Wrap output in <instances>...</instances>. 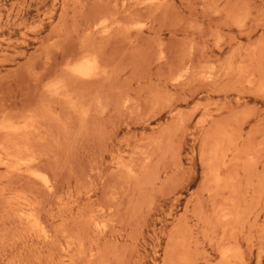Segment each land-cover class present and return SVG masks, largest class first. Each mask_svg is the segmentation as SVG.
I'll use <instances>...</instances> for the list:
<instances>
[{"label":"rangeland","instance_id":"1","mask_svg":"<svg viewBox=\"0 0 264 264\" xmlns=\"http://www.w3.org/2000/svg\"><path fill=\"white\" fill-rule=\"evenodd\" d=\"M0 145V264H264V0H0Z\"/></svg>","mask_w":264,"mask_h":264},{"label":"bare ground","instance_id":"2","mask_svg":"<svg viewBox=\"0 0 264 264\" xmlns=\"http://www.w3.org/2000/svg\"><path fill=\"white\" fill-rule=\"evenodd\" d=\"M74 1H75V0H74ZM106 22H107V21H106ZM98 24H99V23H98ZM101 24H102V23H101ZM95 27H96V26H95ZM105 29H106V28H105ZM106 30H107V29H106ZM89 37H90V36H89ZM88 57H89V58H88ZM88 57H87V58L85 57L84 61H83V59H82V61H81L80 64L76 63L77 66H75L74 68L72 67L73 69H70L71 71L68 69V68H69V67H68V68H67L68 71H70V72H72L74 75L78 76V77H77L78 79H80V77H82V78H83V77H84V78H85V77H86V78L88 77V79H89V76H90V77H94V76L96 77V76H97L96 69L98 68V65H97V63H96V61H95L94 58H90V56H88ZM92 57H94V56H92ZM96 65H97V68H96ZM65 71H66V70H65ZM70 72H69V74H70ZM100 72H101V71H100ZM93 74H94V76H92ZM95 74H96V75H95ZM70 75H71V74H70ZM103 75H104V74H103ZM71 77H72V76H71ZM73 77H75V76H73ZM180 78H181V77H180ZM71 79H72V78H71ZM75 79H76V78H75ZM75 79H74V80H75ZM90 79H93V78H90ZM58 81H59V79H58ZM77 81H78V80H77ZM81 81H82V80H81ZM62 82H63V81H62ZM74 83H75V82H74ZM74 83H73V84H74ZM55 84H56V83H55ZM55 84H53V85H55ZM60 84H61V83H60ZM62 85H63V84H62ZM58 87H59V83H58L57 87L55 86V88H58ZM65 87H66V86H65ZM65 87L62 86V88L66 89ZM52 88H54V87H52ZM52 88H51V89H52ZM55 88H54V89H55ZM60 88H61V86H60ZM60 88L55 89V92H56L57 90H58V92H59V89H60ZM51 89H50V87H49V90L54 92V90H53V89L51 90ZM64 89H62V90H63V91H66V90H64ZM85 91H86V90H85ZM88 91H89V90H88ZM55 92H54L53 94H55ZM50 93H52V92H50ZM86 93H87V91H86ZM56 94H58V93H56ZM56 94H55V95H56ZM66 94H67V95L65 96V97H66V98H65V101H66L67 99L70 98V97H69V98L67 97V96H68V93H66ZM83 95H84V94H83ZM70 96H71V95H70ZM56 97H57V96H56ZM61 98H62V97H61ZM63 98H64V97H63ZM74 98H75V97H74ZM50 100H51V99H50ZM63 100H64V99H63ZM69 100H70V99H69ZM69 100H68V102H69ZM98 100H99V99H98ZM58 101H59V100H58ZM43 102H44V101H43ZM62 102H63V101H62ZM66 102H67V101H66ZM73 102H74V101H72V103H73ZM93 102H95V101H93ZM70 103H71V102H70ZM72 103H71V104H72ZM76 103H77V102H76ZM63 104H64V103H63ZM73 104H74V103H73ZM73 104H72V106L70 105L72 110H73V108H74V107H73ZM94 104H95V103H94ZM98 104H99V102H98ZM101 104H102V103H101ZM42 106H43V105H42ZM67 106H68V105H67ZM70 106H69V107H70ZM80 106H81V105H80ZM106 106H107V104H106ZM98 107H100V106H98ZM75 108H76V107H75ZM100 108H101V107H100ZM100 108H99V109H100ZM102 108H103V107H102ZM77 109H78V108H76L75 110H77ZM82 109H83V108H82ZM75 110H74L73 112H75ZM78 110H79V109H78ZM43 111H44V110H43ZM70 111H71V110H70ZM81 111H82V110H81ZM81 111H80V112H81ZM85 111H86V110H85ZM45 112H46V111H45ZM57 113H58V112H57ZM81 113H82V112H81ZM39 114H40V113H39ZM76 114H77V113H76ZM82 114H83V113H82ZM82 114H81V115H82ZM67 115H68V114H67ZM72 115H73V114H72ZM81 115H80V116H81ZM83 116H85V115L83 114ZM33 117L35 118V116H32V118H33ZM52 117H53V116H52ZM56 117H57V116H56ZM82 118H83V117H82ZM29 119H30V118H29ZM54 119H55V118H54ZM57 119H58V117H57ZM85 119H86V117H85ZM7 120H8V119H7ZM25 120H26V119H24V121H25ZM32 120L35 121V119H32ZM5 121H6V120H5ZM24 121H23V122H24ZM28 121H29V120H28ZM34 121H31V122H34ZM10 122H11V121H10ZM19 122H20V121H19ZM56 122H57V121H56ZM4 123H6V122H4ZM4 123H3V124H4ZM17 123H18V122H17ZM15 124H16V123H15ZM21 124H23V123H21ZM21 124H20V125H21ZM24 124H26V125L29 124L30 126H32L31 123H28V122H27V123L25 122ZM32 124H33V123H32ZM84 124H85V123H84ZM16 125H17V124H16ZM20 125H19V126H20ZM2 126H3V125H2ZM19 126H17V127H19ZM26 127H27V126H26ZM28 127H29V126H28ZM1 128H2V127H1ZM3 128H4V127H3ZM5 128H6V127H5ZM9 128H10V127H9ZM12 128H13V127H12ZM21 128H22V127H21ZM21 128H20V129H21ZM10 129H11V128H10ZM25 129H26V128H25ZM31 129H33V127H32ZM1 130H2V129H1ZM15 130H17V128H16ZM21 130H22V129H21ZM21 130H20V132L18 131V133H22L23 135L20 134L21 137H22V136H24V134H25V133H23L25 130H24L23 132H21ZM25 132H26V134H29V133H30V130H27V131H25ZM28 132H29V133H28ZM2 133H3V132H2ZM4 134H6V133H4ZM26 134H25V136H26ZM18 135H19V134H18ZM10 136H11V135H10ZM25 136L23 137V139L20 137V138H21L20 140L25 141V140H26V137L29 136V135H27L26 137H25ZM12 137H13V136H12ZM16 137H17V134H16ZM16 137H15V136L13 137V138H15L14 140H19V138L17 137V139H16ZM24 138H25V139H24ZM9 139H10V138H9ZM11 139H12V138H11ZM12 140H13V139H12ZM22 141H21V142H22ZM16 142H17V141H16ZM21 142L18 141L17 143L22 144L21 147H22V146H23V147H26V145H24V143H23V142L21 143ZM29 142H30V141H29ZM33 142H34V141H33ZM12 143H13V141H12ZM17 143H16L15 145H17ZM59 143H60V142H59ZM13 144H14V143H13ZM19 144L17 145V147L19 146ZM27 144H28V143H27ZM39 144H40V143H39ZM44 145H45V144H44ZM0 146H1V145H0ZM45 146H46V145H45ZM6 147H7V146H6ZM21 147H19L20 150L23 148V147H22V148H21ZM27 147H28V145H27ZM27 147H26V148H27ZM1 148H2V147H1ZM19 148H18V149H19ZM4 149H5V148H4ZM47 149H48V148H47ZM22 150H23V149H22ZM28 150H29V153H30L31 150H30V149H28ZM28 150H27V151H28ZM24 151H26V149H24ZM27 151H26V153H27ZM16 153H17V152H16ZM26 153H25V154H26ZM9 154H10V153H9ZM9 154H8V156H7V154H6V157H8L7 159H9ZM11 154H12V153H11ZM18 154L22 155L21 153H18ZM31 154H32V153H31ZM20 155H17V154L15 155V154H14V155H10V157L13 156L12 158H14V157H19ZM36 155H37V154H36ZM19 158L21 159V157H19ZM26 158H27V157H26ZM30 158H31V156L29 157V159L27 158L29 161L26 159V160L28 161V164H30V163L32 162V161L30 160ZM32 158H34V157H32ZM32 158H31V159H32ZM20 159H19V161H20ZM0 160H1V159H0ZM5 160H6V159H5ZM11 160H12V159H11ZM32 160H33V162H34V159H32ZM16 161H17V158H16ZM24 161H25V160H24ZM27 161H26V162H27ZM2 162H4V161H1L0 163H2ZM14 162H15V161H14ZM5 163H8V162H5ZM5 163H4V164H5ZM10 163H11V162H10ZM10 163L8 164L9 167H10ZM17 163H18V162H17ZM21 163H22V162H21ZM14 164H15V163H14ZM14 164H13L12 166H14ZM18 164H19V163H18ZM22 164H23V163H22ZM8 165H7V166H8ZM23 166H24V164H23ZM23 166H22V167H23ZM25 166H26L27 168L29 167L28 165H25ZM25 166H24V167H25ZM14 167H17V166H14ZM19 167H21V165H20ZM19 167H18V168H19ZM18 168H17V169H18ZM19 169H20V168H19ZM19 169H18V170H19ZM24 171H25V170H24ZM26 171H27V170H26ZM26 171H25V172H26ZM34 171H35L34 169H33V170L31 169L29 172H34ZM217 171H218V170H217ZM217 171H216V172H217ZM9 172H10V171H8V173H9ZM15 172H16V170H15ZM17 172H18V171H17ZM27 172H28V171H27ZM217 173H218V172H217ZM217 173H216V174H217ZM5 174H6V173H5ZM18 174H19V173H18ZM26 174H27V173H26ZM32 174H34V175H32V178L36 176V177H37V180H38V178H40L41 181H43V183L45 184V186L48 185V180H47V178H46L44 175H41V174L39 173V171H38V172L35 171V172L32 173ZM214 174H215V173H214ZM20 175H21V174H20ZM30 175H31V174H30ZM215 176H216V175H215ZM215 176H214V177H215ZM217 176H218V175H217ZM36 177H35L34 179H36ZM29 178H30V177H29ZM222 178H223V177H222ZM218 179H219V176H218ZM6 180H7V179H6ZM217 181H218V180H217ZM213 183H214V182H213ZM221 183H222V182H221ZM1 187H2V186H1ZM50 190H51V189H50ZM3 191H4V190H3ZM8 194H9V193H8ZM20 197H21V196H20ZM23 199H25V198H23ZM22 201H23V200H22ZM24 201H25V200H24ZM10 202H11V201H10ZM23 203H24V202H23ZM24 204L26 205L27 203H24ZM30 204H31V203H30ZM6 205H7V204H6ZM8 206H9V205H8ZM35 206H36V205H35ZM21 208H23V207H21ZM30 212H31V211H30ZM19 214H20V213H19ZM25 214H26V212H25ZM70 214H71V213H70ZM30 215H31V214H30ZM30 215H29V216H30ZM32 215H33V214H32ZM32 215H31V216H32ZM35 215H36V214H35ZM24 216H25V215H24ZM31 216H30V217H31ZM13 217H14V216H13ZM34 217H35V216H34ZM36 217H37V216H36ZM221 217H222V216H221ZM16 218H17V217H16ZM31 218H32V217H31ZM53 218H54V217H53ZM25 219H26V218H25ZM37 219H38V218H37ZM51 219H52V218H51ZM60 220H61V219H60ZM85 220H86V219H85ZM235 220H236V219H235ZM27 221H28V220H27ZM19 222H20V220H19ZM86 222H87V221H86ZM96 222H97V221H96ZM109 222H110V221H109ZM27 223H28V222H27ZM63 223H64V222H63ZM93 223H94V222H93ZM104 223H105V222H104ZM18 224H19V223H18ZM38 224H40V223H38ZM106 224H107V223H106ZM94 225H95V224H94ZM103 225H105V224H103ZM25 226H26V225H25ZM36 226H37V224H36ZM106 226H108V225H106ZM60 227H61V226H60ZM102 228H103V227H102ZM106 228H107V227H106ZM99 237H100V236H99ZM45 238H46V237H44V239H45ZM1 240H2V239H1ZM45 240H47V239H45ZM49 240H50V239H49ZM64 240H65V239H64ZM70 244H71V243H70ZM77 244H78V243H77ZM64 246H65V245H64ZM66 247H67V246H66ZM68 247H69V246H68ZM230 247H231V246H230ZM236 247H237V246H236ZM71 248H72V247H71ZM237 248H238V247H237ZM66 250H67V249H66ZM227 250H228V249H227ZM237 251H238V250H237ZM228 252H229V250L226 251V252L224 251L223 254H221V255H222V256L224 255V257L226 258V257H228ZM221 253H222V252H221ZM75 254H77V253H75ZM229 254H230V253H229ZM231 254H232V253H231ZM5 256H6V255H5ZM5 256H4V258H5ZM235 256H236V255H235ZM68 257H69V256H68ZM230 257H231V256H230ZM222 258H223V257H222ZM240 258H241V257H240ZM228 259H230V258L228 257ZM231 259H232V257H231ZM238 259H239V258H238ZM227 261H228V260H227ZM233 262H234V260H233ZM68 264H69V263H68ZM187 264H188V263H187Z\"/></svg>","mask_w":264,"mask_h":264}]
</instances>
